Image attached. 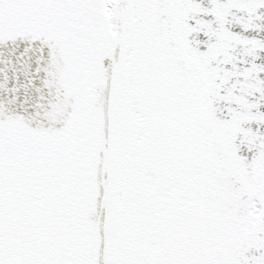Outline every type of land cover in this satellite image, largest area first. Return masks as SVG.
<instances>
[{"label": "snow or ice", "instance_id": "snow-or-ice-1", "mask_svg": "<svg viewBox=\"0 0 264 264\" xmlns=\"http://www.w3.org/2000/svg\"><path fill=\"white\" fill-rule=\"evenodd\" d=\"M0 264H264V0H0Z\"/></svg>", "mask_w": 264, "mask_h": 264}]
</instances>
